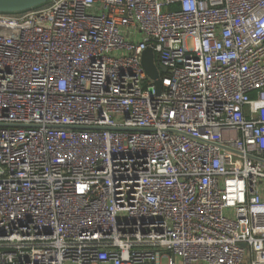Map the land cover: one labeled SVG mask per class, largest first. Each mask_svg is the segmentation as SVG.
Segmentation results:
<instances>
[{
  "label": "built area",
  "instance_id": "obj_1",
  "mask_svg": "<svg viewBox=\"0 0 264 264\" xmlns=\"http://www.w3.org/2000/svg\"><path fill=\"white\" fill-rule=\"evenodd\" d=\"M0 264H264V0L0 13Z\"/></svg>",
  "mask_w": 264,
  "mask_h": 264
},
{
  "label": "water",
  "instance_id": "obj_2",
  "mask_svg": "<svg viewBox=\"0 0 264 264\" xmlns=\"http://www.w3.org/2000/svg\"><path fill=\"white\" fill-rule=\"evenodd\" d=\"M48 1L49 0H0V13H21L41 6ZM142 65L147 74L155 81L157 91L160 93L162 89V82L159 78L158 69L155 64V54L153 49L149 48L144 51L142 56Z\"/></svg>",
  "mask_w": 264,
  "mask_h": 264
}]
</instances>
